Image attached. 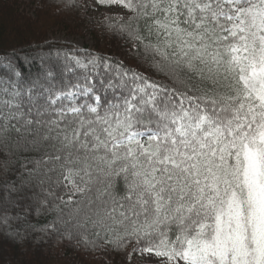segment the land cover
I'll return each mask as SVG.
<instances>
[{"label":"snow or ice","instance_id":"1","mask_svg":"<svg viewBox=\"0 0 264 264\" xmlns=\"http://www.w3.org/2000/svg\"><path fill=\"white\" fill-rule=\"evenodd\" d=\"M47 3L81 26L105 9L124 58L0 54V229L124 264H264V0Z\"/></svg>","mask_w":264,"mask_h":264},{"label":"trees","instance_id":"2","mask_svg":"<svg viewBox=\"0 0 264 264\" xmlns=\"http://www.w3.org/2000/svg\"><path fill=\"white\" fill-rule=\"evenodd\" d=\"M40 4H44L43 9L37 7ZM56 11L55 6L47 3V0H0V54L16 50L18 62L22 63L25 55H35L38 52V46L45 50L49 46L64 50L76 47L67 42L49 39L48 35L53 31L81 35V30L85 27L81 26L77 12L66 11L57 16ZM101 18L100 16L99 20ZM90 33L94 39L93 49H82L124 58L123 45L106 35L103 28L91 29ZM52 215L54 214H33L29 221L37 226L43 225L52 219ZM13 227L20 225L14 223ZM41 235L40 232L31 233L28 240L21 242L0 229V264H124L122 255L112 254L113 262L110 263L101 257V253L73 249L67 241L59 245L53 240L45 242L41 240Z\"/></svg>","mask_w":264,"mask_h":264},{"label":"rangeland","instance_id":"3","mask_svg":"<svg viewBox=\"0 0 264 264\" xmlns=\"http://www.w3.org/2000/svg\"><path fill=\"white\" fill-rule=\"evenodd\" d=\"M26 2L28 0H25ZM28 10V9H27ZM106 10L105 9H99L98 12H90L89 15L92 17L91 22L87 23L85 27L81 30V35L79 34H67L65 32H58V31H53L51 32L48 37L50 40H56V41H61V42H67L70 43L78 48H90L93 49L94 45V39L92 38V35L90 33L91 29H98V21L102 13H104ZM79 30V31H80ZM101 257L107 261L112 263L113 262V255H105L101 253ZM121 264V263H117Z\"/></svg>","mask_w":264,"mask_h":264}]
</instances>
